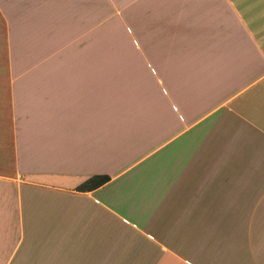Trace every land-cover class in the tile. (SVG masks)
<instances>
[{
  "label": "crops",
  "instance_id": "crops-1",
  "mask_svg": "<svg viewBox=\"0 0 264 264\" xmlns=\"http://www.w3.org/2000/svg\"><path fill=\"white\" fill-rule=\"evenodd\" d=\"M1 31L0 264H264V0H0Z\"/></svg>",
  "mask_w": 264,
  "mask_h": 264
},
{
  "label": "rangeland",
  "instance_id": "rangeland-1",
  "mask_svg": "<svg viewBox=\"0 0 264 264\" xmlns=\"http://www.w3.org/2000/svg\"><path fill=\"white\" fill-rule=\"evenodd\" d=\"M86 0H79V7L85 6ZM98 4V0H97ZM100 5V4H99ZM102 8L97 6V22L95 32L91 37L93 41V52L97 57H106L108 59L106 62H97V68H106L120 70L123 65L120 61V30L118 28H110V26L116 27L118 23L115 24L112 20L108 19L107 22L104 20V16L101 12ZM109 18V16H108ZM3 31L0 32V48L3 39ZM125 64V63H124Z\"/></svg>",
  "mask_w": 264,
  "mask_h": 264
},
{
  "label": "trees",
  "instance_id": "trees-1",
  "mask_svg": "<svg viewBox=\"0 0 264 264\" xmlns=\"http://www.w3.org/2000/svg\"><path fill=\"white\" fill-rule=\"evenodd\" d=\"M109 180L108 177L105 176H96L92 179H90L89 181H87L85 184H83L81 187H79V190L82 191H86V190H91L93 188H96L102 184H104L105 182H107Z\"/></svg>",
  "mask_w": 264,
  "mask_h": 264
}]
</instances>
